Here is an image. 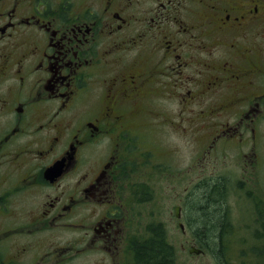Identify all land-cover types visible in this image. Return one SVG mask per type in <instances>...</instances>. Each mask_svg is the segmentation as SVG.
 Instances as JSON below:
<instances>
[{"label":"flooded vegetation","instance_id":"flooded-vegetation-1","mask_svg":"<svg viewBox=\"0 0 264 264\" xmlns=\"http://www.w3.org/2000/svg\"><path fill=\"white\" fill-rule=\"evenodd\" d=\"M167 106L192 124L195 168L240 149L236 165L257 174L264 0H0V171L20 177L0 176V219L11 218L8 184L32 199L0 226V264H137L136 249L159 236L158 223L133 239L146 226L132 219L147 217L159 179ZM227 181L201 175L174 206L183 242L169 243L172 264L181 253L208 264L264 257V214L247 213L257 243L246 248L244 228L227 222Z\"/></svg>","mask_w":264,"mask_h":264},{"label":"rangeland","instance_id":"rangeland-1","mask_svg":"<svg viewBox=\"0 0 264 264\" xmlns=\"http://www.w3.org/2000/svg\"><path fill=\"white\" fill-rule=\"evenodd\" d=\"M174 110L175 107L173 106L164 107L163 110L169 122L167 126L161 129V134L159 135V179L153 177L151 181H149L153 195L151 194V198L148 197L147 202L141 206L143 209H146L147 217L140 219L133 216V224L137 225L138 222L141 221L143 227L146 226L145 231L143 229H139L140 231L134 230L136 232L133 234V239L139 238L142 240L145 237V233L148 231V226H154L159 223L166 230L167 239L171 245L174 244L176 246L178 242H183L180 240L183 238L179 234L173 217L174 206L178 203L184 205L185 198L188 196L189 192L194 189V187L191 186L192 180L201 175L207 177L210 175L221 176V174H223L230 179V181L225 183L223 193V200L225 202L224 208L228 215L227 222L230 220L232 224H234L233 227L241 225L240 227L244 228L243 235L244 238H247L246 243L248 244L245 245V247H251L253 244L257 243L255 235L252 234V232H254L253 220H255L258 213L264 214V202L258 201V199L264 200V124L261 126L259 139V152L263 157L261 158L260 156L262 164L261 168L257 170V174L256 171L249 169V175V173H247L249 171L246 172L239 165H236L239 162L242 164L244 162L243 160H245L237 153L240 152V149H221L215 157L213 156L212 162L209 157L206 158L205 156V170L200 171L195 168V166H200L197 164L195 165L194 160L201 158V150L197 152H195V150L193 151V147H200V142L195 144L193 142L194 137L190 120L187 118V124H182L176 117ZM160 164H163V166H160ZM13 171L14 170L5 163L0 171V176H3L1 179L7 180V183H14L20 177L18 172H16L17 174L15 175ZM228 176H232V178ZM244 176L246 177L244 178ZM238 178H244L243 180H245L246 183H237ZM8 185L9 188L3 194H7L5 195L7 196L6 205L8 208V213L6 214L11 218H7V220L0 219L1 227L5 222L7 225L12 224L13 221H18L15 219L23 216L27 206L29 207V203L32 200L31 198L17 193L15 191L16 189L11 188L12 184ZM250 212L254 213L256 217H254L253 220H250L248 217L250 221L244 225V221L247 220L245 217L247 213ZM247 224H250L251 227H248ZM53 235L56 237V240H62V242L66 237L72 236L68 231L54 232ZM18 242L15 241L13 244H18ZM41 243L43 242L41 241ZM258 253L263 255L264 250H260ZM260 258L259 264H264V257ZM253 262L257 263L256 260H252L247 264H254ZM177 264L208 263L205 258L189 257L181 253L179 254Z\"/></svg>","mask_w":264,"mask_h":264},{"label":"trees","instance_id":"trees-1","mask_svg":"<svg viewBox=\"0 0 264 264\" xmlns=\"http://www.w3.org/2000/svg\"><path fill=\"white\" fill-rule=\"evenodd\" d=\"M217 207L216 205L213 206ZM154 229V227H152ZM158 232V230H155ZM155 233V232H153ZM137 264H172L171 246L167 239L166 230L159 224V236L153 234L145 246H140L136 249Z\"/></svg>","mask_w":264,"mask_h":264},{"label":"water","instance_id":"water-1","mask_svg":"<svg viewBox=\"0 0 264 264\" xmlns=\"http://www.w3.org/2000/svg\"><path fill=\"white\" fill-rule=\"evenodd\" d=\"M54 169H55V168L50 169V170L46 173V175L49 174V173H51V172H53Z\"/></svg>","mask_w":264,"mask_h":264}]
</instances>
